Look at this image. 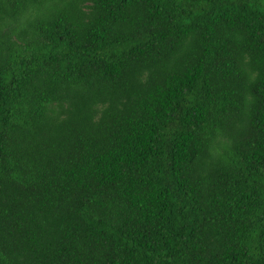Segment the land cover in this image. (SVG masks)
Masks as SVG:
<instances>
[{"label":"trees","instance_id":"obj_1","mask_svg":"<svg viewBox=\"0 0 264 264\" xmlns=\"http://www.w3.org/2000/svg\"><path fill=\"white\" fill-rule=\"evenodd\" d=\"M0 264H264V0H0Z\"/></svg>","mask_w":264,"mask_h":264}]
</instances>
